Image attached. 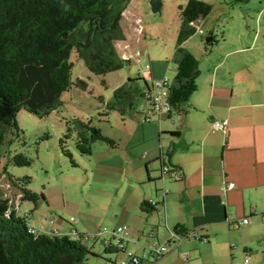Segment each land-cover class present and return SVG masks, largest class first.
<instances>
[{
  "label": "crops",
  "instance_id": "0c3cea01",
  "mask_svg": "<svg viewBox=\"0 0 264 264\" xmlns=\"http://www.w3.org/2000/svg\"><path fill=\"white\" fill-rule=\"evenodd\" d=\"M128 14L125 37L139 38L134 30L144 27ZM223 17L202 19L180 46L199 60L200 70L185 112L146 121L143 101L140 114L113 118L115 131L99 127L116 147L100 144L92 155L93 173L100 175V223L112 228L98 225L97 237L103 247L127 226L134 241L125 242L126 250L150 255L142 264H264V26L260 16L237 24L230 38L205 52V38L216 35ZM178 36L179 29L157 56L140 59L136 51L140 56L132 59L145 62L142 78L153 92L160 79L174 84ZM118 45L123 58L137 54L127 39ZM216 120L227 121L225 132L214 129ZM145 201L158 209L144 213ZM231 218L252 224L235 227ZM178 226L188 232L181 240L173 236ZM155 243L169 244V252L151 255Z\"/></svg>",
  "mask_w": 264,
  "mask_h": 264
},
{
  "label": "trees",
  "instance_id": "16d2710c",
  "mask_svg": "<svg viewBox=\"0 0 264 264\" xmlns=\"http://www.w3.org/2000/svg\"><path fill=\"white\" fill-rule=\"evenodd\" d=\"M132 0H0V145L19 131L17 114L25 110L40 118L63 105L61 96L74 88H86L84 81H73L75 54L87 69L97 76H107L123 70L132 59L123 58L117 44L125 42L123 20ZM155 13L161 12L163 3L152 0ZM213 8L198 0H190L182 8L179 29V48L175 65L177 76L169 88L168 101L173 110L182 113L198 89L199 60L180 46L195 35L191 22L206 19ZM217 35L205 38V52L218 44ZM144 84L145 87L140 86ZM147 90V91H146ZM150 86L142 73L129 78L122 88L114 92V100L106 104L100 113V122L109 123L113 112H119L123 120L145 102ZM103 101V99H102ZM104 103V101H103ZM59 141L60 150L69 158L73 167L77 164L67 146V140L76 133L77 150L92 156L97 143L116 147V142L95 127L94 120H76ZM22 166L31 165L25 155H16L13 161ZM15 198L21 203L30 201L39 205L40 199L29 189L30 177L22 179L10 176ZM15 204L0 200V264H87L90 258H99L89 243L93 238L77 233L76 239L63 235L41 232L30 225V215L17 216ZM159 206L145 201L144 213H152ZM174 234L185 238L188 232L182 226ZM105 253H123L114 241L105 246Z\"/></svg>",
  "mask_w": 264,
  "mask_h": 264
},
{
  "label": "rangeland",
  "instance_id": "374dc122",
  "mask_svg": "<svg viewBox=\"0 0 264 264\" xmlns=\"http://www.w3.org/2000/svg\"><path fill=\"white\" fill-rule=\"evenodd\" d=\"M158 1L163 3L159 13H155L152 0H132L129 10L126 11V14L132 15V19L135 18L134 20H138L144 27L142 32L134 30L139 38L132 33L126 36L132 51L142 54L140 59H147V55L157 56L165 44L175 40V31L182 27L180 13L190 2V0ZM198 1L212 6L213 11L209 18L207 17L210 23L219 16H224L216 30L220 41L225 35L226 39L230 38L237 24L242 26L251 18L255 20L260 16L264 26V0ZM128 15L125 25L129 20ZM120 48L122 46L118 45L121 53ZM138 52L133 55H138ZM71 60L75 64L73 81H84L86 88H74L71 92L64 93L61 96L63 105L52 111L48 117L40 118L25 110L18 112L19 131L10 136L8 144L0 145V200L15 203L13 209L17 216L23 217L32 213L30 225L41 232L66 235L71 239H76L77 233H82L93 238L89 245L99 258H90L87 264H132L123 253H105L97 237L98 225L102 226L103 230L112 228L100 223L104 217L96 202L98 190L101 188L100 175L93 173L92 165L95 164L93 156H85L77 150V136L73 131L72 138L67 140V146L77 164V167H73L69 158L60 150L59 141L66 133L69 123L73 126L78 119L86 121L93 119L95 127L110 130L113 126L115 131L116 124L113 118L119 117V112L111 114L109 123L114 121L111 124L98 121L99 115L105 112L106 104L114 100V92L125 86L129 77L133 79L138 77L146 64L144 62L143 65H137L132 61L121 71L107 76H97L90 72L75 54ZM140 86H143V83ZM141 108L143 109L142 104L136 109V114L141 113ZM100 144L102 143L94 146V151ZM18 154L29 158L32 161L31 165L19 167L15 164L13 161ZM10 176L18 179L30 177L29 189L39 197L44 195L46 200L41 198L37 207L30 201L19 203L14 196L17 190L12 187Z\"/></svg>",
  "mask_w": 264,
  "mask_h": 264
},
{
  "label": "built area",
  "instance_id": "2783aa9c",
  "mask_svg": "<svg viewBox=\"0 0 264 264\" xmlns=\"http://www.w3.org/2000/svg\"><path fill=\"white\" fill-rule=\"evenodd\" d=\"M202 20H197L194 22H191L190 26L194 28L195 30L198 28L199 24ZM140 55L136 56H128L126 59H134L136 57H139ZM150 66H147V69H149ZM171 87L170 81L167 78L160 79L155 82V91L147 94V97L145 99V109H144V115L146 118V121H150L152 118L162 114L163 112H171L172 107L168 101V95H169V88ZM227 121L220 122L216 120L214 122V129L218 130V132H225L227 128ZM165 172H169L170 169L165 167ZM231 186H226L224 190H227ZM16 200L21 203L22 198L17 197ZM15 204V203H13ZM264 220V219H263ZM228 224L239 227V226H250L252 222L249 220V218H243V219H230L228 220ZM106 232V231H105ZM113 235L116 237V246L118 249L125 251L127 253L128 258L131 260L132 264H142V260L145 258H148L150 255L147 253L142 257L136 256L131 251H127L125 247L126 241H134V238H132L129 228L127 226H122L117 229V231L113 232ZM173 236L179 240L183 239L181 236L173 234ZM170 245L167 244H157L155 243L152 247V253L151 255L155 256L156 258H159L161 256L166 255L169 252ZM185 258H189V255L186 254ZM126 264V263H125Z\"/></svg>",
  "mask_w": 264,
  "mask_h": 264
}]
</instances>
